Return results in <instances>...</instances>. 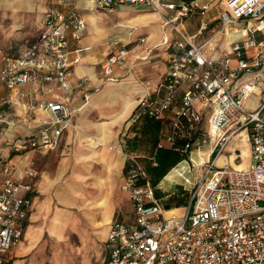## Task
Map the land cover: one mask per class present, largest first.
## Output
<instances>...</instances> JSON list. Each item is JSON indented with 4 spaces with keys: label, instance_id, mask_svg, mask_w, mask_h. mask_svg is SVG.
Segmentation results:
<instances>
[{
    "label": "built area",
    "instance_id": "built-area-1",
    "mask_svg": "<svg viewBox=\"0 0 264 264\" xmlns=\"http://www.w3.org/2000/svg\"><path fill=\"white\" fill-rule=\"evenodd\" d=\"M81 1L51 0L35 41L15 53L0 48V84L6 90L0 95V122L12 124L3 108L31 97L27 86L41 90L54 85L61 92L40 106L50 118L41 120L35 133L13 144L18 151L57 150L73 125L74 92L89 80L83 77L74 82L76 65L88 49L81 45L87 29ZM89 1L93 11L115 12L124 6L149 9L179 34V38L164 39L168 71L154 91L141 98L132 121H162L171 116L167 140L173 149L187 153L195 144L201 150L204 143L210 149L208 159L197 164L205 173L196 175L188 189L189 204L170 215L166 212L174 208H165L166 202L155 198L147 168L137 156L129 158L121 190L128 195L133 217L112 223L106 239V264H264V0H224L223 25L247 20V33L219 57L209 55L208 42L200 43L197 34L186 33L180 25L193 6L182 5L169 18L165 9L176 10L178 5L164 0ZM145 41L140 38L141 43ZM129 54L126 44L111 52L102 63V72L117 80L111 76L113 68ZM252 93L260 98L249 109L245 102ZM36 107L31 100L29 109ZM29 118H36L34 112ZM243 132L251 146V165L217 167L216 157L231 138ZM180 139L186 141L183 148L177 146ZM152 161L158 164L155 157ZM15 170L10 161L0 167V264H12L32 205L33 182L17 179ZM27 174L34 180L39 172L30 167Z\"/></svg>",
    "mask_w": 264,
    "mask_h": 264
},
{
    "label": "crops",
    "instance_id": "crops-1",
    "mask_svg": "<svg viewBox=\"0 0 264 264\" xmlns=\"http://www.w3.org/2000/svg\"><path fill=\"white\" fill-rule=\"evenodd\" d=\"M50 1L0 0V48L10 49L15 53L35 41L43 28L45 12ZM164 1L178 5L176 10L165 9L169 18L178 14L182 5L193 6L189 15L181 19L180 25L186 33L197 34L200 43L208 42L205 49L213 57H219L224 50L231 48L234 41L241 39L247 33L245 30L247 20L244 25H241L240 20L231 26L221 27L224 28L225 40H222V35L218 37L221 28L217 27V23L222 21L220 15L224 7V0ZM217 4H221L219 11L211 13ZM80 6L85 20H87V12L99 13L95 15L98 19L107 13L128 15L114 22V25L126 28L128 35L116 34L111 43L118 45L117 49L126 44L130 49V54L125 59L126 62L114 66L111 76L117 77V80L109 79L102 69L99 70V63H103L105 60L104 52L102 53L99 45L94 44L106 41L103 38L104 28L98 27V30H95L90 19L96 27L98 19L89 16L93 30L102 33L97 35L94 31L86 36L90 28L86 22L87 29L81 40V45L88 49L83 52L81 61L76 65L74 82L78 83L83 77H88L89 80L82 86H78L74 92L72 98V104L75 107L72 116L73 125L65 131L61 148L58 150L28 149L18 151L13 144L17 140L35 133L38 129L36 126L40 121L50 118L49 112L40 106L55 96L59 97L60 90L54 85L48 86V89L53 87V91L48 89L32 90L27 86V90L32 93L31 97H23L17 103L6 105L10 108L4 113L12 124H6L8 128L5 134L7 144L12 145V150L9 147V150L3 151V155H6L8 161L15 165L16 178L32 181L34 186L33 191L29 193L32 205L24 236L19 243L20 248L13 250L12 264H25L22 257L30 253L32 248L47 235L58 237L65 232L71 224L75 223V208L80 203L90 211L92 227H100L105 236L106 264L108 257L106 239L112 223L117 219L131 220L133 217L128 195L121 190L129 158L137 156L151 175L149 167L156 166L153 164L152 158L157 156L159 162H161V158H164L161 152L157 155L158 149L161 147L173 149L167 140L171 131V116L162 121L142 118L137 122L132 121V116L141 98L148 91H154L168 71L167 57H164L163 62V59L157 56L160 54H152L153 50L159 46L167 49V46L163 44L164 39L166 37L179 38V34L170 24H165L160 14L143 7L124 6L115 12L93 11L90 9L89 0H82ZM205 7L206 9H204ZM193 13H198L202 20L198 30L195 33H190L185 21ZM138 26L146 33L132 36ZM200 35L205 36L203 39H199ZM95 36L99 38L97 39ZM141 37H145L146 41L141 43ZM85 38L89 42L84 44ZM111 43H109V47H111ZM160 66L162 73L159 72ZM249 77L251 75H246V78ZM146 80L151 82L150 85L145 83ZM5 92L4 86L0 84V95ZM254 94L257 95L258 101L250 108L256 107L259 102L260 95ZM85 95H88L87 100ZM31 100L36 102L35 110L29 109ZM32 112L36 118L30 120L29 115ZM3 123L0 122V126ZM243 133L249 148L247 134ZM92 141H96L97 145L94 146ZM161 143L164 146H161ZM185 143L184 139H180L177 146L183 148ZM173 150L178 152L170 159L172 163L177 162L178 156L185 158L178 162L158 184L160 187L164 183L174 187L183 186L188 191L195 179L191 164L197 163L193 155L195 152H200L202 160L206 161L210 149L202 147L201 150H198L195 144L187 153L181 152L179 149ZM203 150H207L205 156L201 154ZM223 157L222 153L216 157L215 162L223 160L225 163ZM250 164L251 156L249 155L243 166L234 164V167L247 168ZM30 167H35L39 171V175L34 180L27 174ZM176 168L178 171L173 179H168V174ZM158 184H153L155 189L158 188ZM157 193L158 189L155 190V198L158 200L160 197ZM172 195L173 193L166 194L163 200L167 203V200L173 197ZM121 200L127 202L126 215L123 214L122 209H119ZM173 208V210H169L172 211L171 213L181 211L177 207ZM177 209L179 211H174ZM167 212L166 215L171 214H167ZM59 225L62 227L60 231L56 229Z\"/></svg>",
    "mask_w": 264,
    "mask_h": 264
},
{
    "label": "rangeland",
    "instance_id": "rangeland-1",
    "mask_svg": "<svg viewBox=\"0 0 264 264\" xmlns=\"http://www.w3.org/2000/svg\"><path fill=\"white\" fill-rule=\"evenodd\" d=\"M221 7V4H217L213 7L211 10V13L218 12ZM93 14V15H92ZM99 13L96 12H87V20L88 23V32L86 34L89 35L91 33H94L95 30H98V27L104 28L103 35L105 42L97 43L94 45H99L100 50L103 53V58L106 59L108 55L111 52L117 51L118 45H113L111 42L114 39V35H123L127 36L128 32L126 28L120 27L119 25H114V22L116 20H119L123 17H126L128 15H120L119 13H107V15H103L101 18H97L95 15H98ZM96 17L98 19L97 27L94 25V23L91 21V24L93 25L94 29L92 28L89 18L90 17ZM202 20V17L198 13H193L190 15V17L186 18V26L187 30L190 33H195L200 25V22ZM246 20H241V25H244ZM217 27L221 28L224 27L223 22H218ZM223 29L221 28L218 32V37L223 36L222 40H225V35H223ZM246 30V29H245ZM97 35H100L102 32L95 31ZM146 33L144 29H142L140 26L136 27L134 32L132 33V36H137V34ZM205 35H200L199 39H203ZM97 39L98 36H95ZM89 40L85 38L83 40V43H88ZM109 43H111V47H109ZM133 46V45H132ZM152 54H160L157 56H160V58L163 59L164 57H167V49L166 47L159 46L155 48L152 52ZM151 54V55H152ZM157 58V57H155ZM126 62V60L123 61V63ZM156 64L158 62H155ZM128 64V62H127ZM163 64V63H162ZM164 66V65H163ZM102 69V63H99V70ZM162 67H159V72L162 73ZM147 81V80H146ZM258 101L257 95L250 94L248 99L246 100V107L250 109L251 105H256ZM10 107L6 106L3 111L6 112ZM7 123H3L2 126H0V167L2 164L7 162L9 159L6 157V155H3L4 150H9V147L12 150V145L7 144L6 141V130L8 128ZM203 129H206V122L203 126ZM23 136V135H20ZM204 139L208 142V136L204 137ZM63 142V139H62ZM61 142V145H62ZM93 145H97L96 141H92ZM61 145L58 149L61 148ZM208 143H204V148L208 147ZM57 149V150H58ZM250 150V151H249ZM207 150L202 151V155H206ZM224 154V160L226 161L223 163V160L217 161L216 166L219 168L223 167H234V164H240L245 163V161L249 158V155L251 156V146L248 148L245 134L240 133L233 138H231L225 147V150L223 152ZM193 157L196 159V161H199L201 156L200 152H195ZM198 163V162H197ZM251 163H252V157H251ZM198 164H201L200 162ZM243 164L241 166H243ZM251 165V164H250ZM240 166V165H238ZM240 166V167H241ZM239 167V168H240ZM238 168V167H237ZM248 168V167H247ZM244 169V168H240ZM191 170L194 175H198L199 177H202L205 173V168L198 167L197 164H191ZM39 172V171H38ZM151 178L154 185L158 184L159 177L156 174V171L151 172ZM157 195L160 197L158 200L161 204H164V197L168 193H173V197L170 200H167L168 203H170L173 207H177L180 210L183 209L184 205H188L191 199V193L185 189L183 186L174 187L169 186L168 184H163L161 187L158 184ZM174 191V192H173ZM163 197V198H162ZM121 206L119 209H122V212L124 215L127 213V202H124L121 200ZM178 210V209H177ZM179 211V210H178ZM75 214H76V221L75 223L71 224L65 232L60 234L58 237H50L46 236L43 238V240L35 245L32 248V251L30 253L24 255L22 259L25 260V264H105V248H104V240L105 236L103 235L102 230L100 227H92L91 224V216L90 211L84 207L82 203L78 205V207L75 208ZM20 248V245L14 247V250Z\"/></svg>",
    "mask_w": 264,
    "mask_h": 264
},
{
    "label": "trees",
    "instance_id": "trees-1",
    "mask_svg": "<svg viewBox=\"0 0 264 264\" xmlns=\"http://www.w3.org/2000/svg\"><path fill=\"white\" fill-rule=\"evenodd\" d=\"M157 155L161 152V155L164 156V158H161V162H159L157 156L155 157L158 161V165L149 167V171L154 172L156 171L157 176L159 177V181L167 175V173L181 160H183L185 157H177V162L172 163L171 158L174 154H176L178 151H175L173 149H166V148H159ZM215 158V156H213ZM158 181V182H159Z\"/></svg>",
    "mask_w": 264,
    "mask_h": 264
},
{
    "label": "bare ground",
    "instance_id": "bare-ground-1",
    "mask_svg": "<svg viewBox=\"0 0 264 264\" xmlns=\"http://www.w3.org/2000/svg\"><path fill=\"white\" fill-rule=\"evenodd\" d=\"M88 135H89V134H88ZM94 146H95V145H94ZM193 158H194V157H193ZM194 160L196 161L195 158H194ZM197 162H198V163L200 162V163L202 164V163L205 162V161H203L202 158H200V160H199V161H196V163H197ZM198 163H197V164H198ZM115 165H116V164H115ZM177 171H178V168L172 170V171L168 174V176H167L168 179H169V178L173 179V177L175 176V174L177 173ZM179 173H180V172H179ZM180 174H181V173H180ZM181 176H182V175H181ZM188 181H189V180H188ZM82 194H83V193H82ZM174 211H178V210H174ZM171 212H172V211H168L167 214H170ZM61 228H62V227L59 225L58 228H56V229H57L58 231H60Z\"/></svg>",
    "mask_w": 264,
    "mask_h": 264
},
{
    "label": "water",
    "instance_id": "water-1",
    "mask_svg": "<svg viewBox=\"0 0 264 264\" xmlns=\"http://www.w3.org/2000/svg\"><path fill=\"white\" fill-rule=\"evenodd\" d=\"M170 207H171V204L167 202V203L165 204V208L169 209Z\"/></svg>",
    "mask_w": 264,
    "mask_h": 264
}]
</instances>
